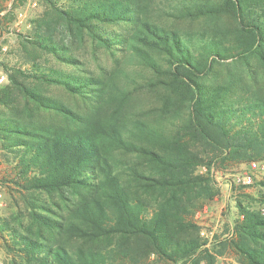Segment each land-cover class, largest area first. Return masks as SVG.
<instances>
[{
  "label": "trees",
  "instance_id": "16d2710c",
  "mask_svg": "<svg viewBox=\"0 0 264 264\" xmlns=\"http://www.w3.org/2000/svg\"><path fill=\"white\" fill-rule=\"evenodd\" d=\"M38 2L2 63L9 264H264V181L221 235L197 217L264 160V0Z\"/></svg>",
  "mask_w": 264,
  "mask_h": 264
},
{
  "label": "rangeland",
  "instance_id": "374dc122",
  "mask_svg": "<svg viewBox=\"0 0 264 264\" xmlns=\"http://www.w3.org/2000/svg\"><path fill=\"white\" fill-rule=\"evenodd\" d=\"M38 1L39 0H13L11 3V0H0V12H3V14H0V20L7 24L1 29L2 34L5 33V37L0 33V39L9 46L5 54H0V77L6 75L2 63L13 58V53H10L9 50L15 47L16 34L18 32H25L27 30L29 18L36 15L41 10ZM35 2H37L36 5L34 4ZM9 5L12 6L10 14L4 15L8 13L5 11V6L7 7ZM21 11L26 13L22 22L17 26L15 25L14 28L8 27L11 26V23L18 22L17 16ZM4 81H7V79ZM3 152L4 151L0 149V216L8 215L15 209L13 196L19 195L16 184L13 181L16 174L14 163L7 161ZM262 162L264 163V160H262ZM250 163L251 162L229 164L226 167L220 165L215 168V174L220 182L221 194L197 214L206 236L211 238L215 234L221 235L225 232V224L233 222L237 211L235 200L232 196V182L244 184L242 181L243 177L251 171ZM251 173L253 174L254 182L264 181V169H258ZM238 178H241V180L239 181ZM259 189L258 183H255L253 186L249 187L248 190L256 195ZM235 195H237V193H235ZM10 258L4 241L0 237V264H9ZM219 261L221 263L225 262L226 264H242L235 259L230 250L225 256L220 257Z\"/></svg>",
  "mask_w": 264,
  "mask_h": 264
},
{
  "label": "crops",
  "instance_id": "0c3cea01",
  "mask_svg": "<svg viewBox=\"0 0 264 264\" xmlns=\"http://www.w3.org/2000/svg\"><path fill=\"white\" fill-rule=\"evenodd\" d=\"M12 1L13 0H11V3H12ZM35 5L37 4V2H35L34 3ZM12 9V6L11 5H9V6H7V9L5 8V11H7L8 12V10H11ZM0 14H3V12H0ZM5 15V14H4ZM26 16V13H24V12H19V14H18V22H16V23H11V26H8V27H10V28H14V26L16 25H18L19 23H21L22 22V20L24 19V17ZM2 17H3V15H2ZM4 25H7V24H5V22L4 21H1L0 20V33L2 34V31H1V29L3 28V26ZM29 27H30V23H28L27 24V30L29 29ZM12 33V32H11ZM9 34H10V32H9ZM3 35V37H5V33H3L2 34ZM9 49V46H8V44H6V43H4L3 42V40L2 39H0V54H5V52L7 51Z\"/></svg>",
  "mask_w": 264,
  "mask_h": 264
},
{
  "label": "built area",
  "instance_id": "2783aa9c",
  "mask_svg": "<svg viewBox=\"0 0 264 264\" xmlns=\"http://www.w3.org/2000/svg\"><path fill=\"white\" fill-rule=\"evenodd\" d=\"M5 79H7L6 75L1 76L0 82L4 81ZM250 165L251 171L248 172L242 180L244 184H251L253 182V174L251 172H254L258 169H264V163L262 161H251ZM238 180L240 181L241 178H238Z\"/></svg>",
  "mask_w": 264,
  "mask_h": 264
}]
</instances>
